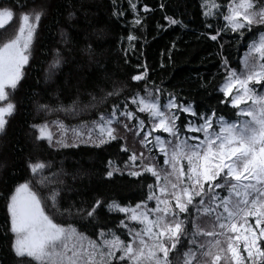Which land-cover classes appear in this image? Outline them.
<instances>
[{
  "label": "trees",
  "instance_id": "trees-1",
  "mask_svg": "<svg viewBox=\"0 0 264 264\" xmlns=\"http://www.w3.org/2000/svg\"><path fill=\"white\" fill-rule=\"evenodd\" d=\"M215 3L219 7L205 15L210 0H0V9L14 13L12 21L0 28V46L15 38L22 13H42L25 53L28 62L21 68V79L15 89L5 87L8 99L0 102L15 105L14 114L0 132V264H37L30 257H18L13 249L15 234L8 204L20 184L31 183L57 224L75 228L87 240L112 233L125 242L129 241V227L121 221L128 226L132 222L124 213L109 208L110 203L134 206L145 202L152 190L149 185L155 184L152 173L134 176L127 171L130 133L99 146L57 147L47 139H38L34 126L54 119L65 124L94 121L113 107L127 104L135 94L157 97L162 103L175 97L177 103H190L200 116L215 112L237 119L238 109L224 97L221 86L229 72L240 69L244 53L264 32V25L238 32L226 29L224 17L231 0ZM167 18L179 23L171 24ZM217 32L220 35L212 40ZM56 61L59 63L53 66ZM145 71L144 79H132ZM254 86L263 91L264 86ZM189 116L179 112L177 126L182 128ZM37 162L47 167L34 175L29 166ZM116 168L119 171H113ZM109 171L112 176L107 175ZM44 177H48L47 183H38ZM53 191L58 192L55 208L49 199ZM217 191L227 195V189ZM98 200L102 204L89 217L87 213ZM195 209L190 206L187 213L179 215L187 235L170 253L171 264H184L189 248L198 253L195 264H211V257L199 255L197 245L205 244L207 251L214 239L200 235L197 245H190L189 240L194 231L219 229L214 215L197 218ZM215 239L222 241L225 251L213 248V255L226 254L229 259L219 264H229L226 238ZM112 264L129 261L116 255Z\"/></svg>",
  "mask_w": 264,
  "mask_h": 264
},
{
  "label": "snow or ice",
  "instance_id": "snow-or-ice-1",
  "mask_svg": "<svg viewBox=\"0 0 264 264\" xmlns=\"http://www.w3.org/2000/svg\"><path fill=\"white\" fill-rule=\"evenodd\" d=\"M206 7L209 5L206 4ZM218 7L215 0H210L209 11H206L205 15H212V10ZM254 7L253 0H239V3L231 0L229 14L224 17L227 22L226 29L238 32L254 24L264 25V8L257 12L253 10ZM41 15L39 12L22 13L17 35L0 46V101L8 99L5 86L15 89L21 79V68L28 62L25 53L31 46ZM5 17L11 22L14 18L13 11L0 9V28L5 26ZM167 19L171 24L179 23L174 19ZM135 23L139 24L140 20L137 19ZM219 35L217 32L211 39L216 40ZM129 39L133 40L135 37L130 36ZM257 55L260 62L254 67L258 66V71H249L246 77L231 71L221 88L225 98L231 97L232 107L238 109L236 121L217 117L213 112L212 115L200 117L202 122L199 124L190 122L186 125V131L202 133L203 138L199 135L182 137L177 126L178 116L172 110L195 116L191 105H178L175 97H171L164 105H161L158 98L148 99L139 95L133 97L131 103L138 105L139 112H150L151 116L158 120V123L153 124L152 131L161 129L174 137L175 141H165L159 135L154 137L155 145L164 154L165 165L171 169L163 177L161 171L164 170L158 169L154 164L143 163V153L140 157L135 154L129 157L133 165L140 159L142 167V171H130L129 175L140 176L149 172L157 181L156 186L149 185L153 191L147 198L148 201H156L155 208H148L147 202H141L134 208L120 206L115 201L109 205L112 210L129 214V220L139 221L143 225L139 230L129 229V235L132 237L129 242L125 243L112 234L111 240L103 239L99 243L88 240L85 245L83 242L88 238L71 226L65 228L54 222V217L46 213V205L40 196L32 190L31 183H24L17 187L8 204L11 231L16 237L13 243L15 254L18 257H30L37 264H112L118 249L122 253L119 260L127 259L129 264H171L170 253L177 249L182 238L187 235L185 221L179 219V215L187 213L192 206L196 208L197 218L201 215H214L219 229L207 232L200 229L193 232L192 239L189 240L190 245H197L196 238L200 235L214 239V243H208L207 251H204L205 244L197 245L199 255L211 257V264H219L222 259L228 260L226 254L213 255L212 252L213 248H218L221 253L225 251L221 247L222 241L215 239L217 236H224L227 241V253L231 254L229 264H245L246 260H251L252 264H264V249L260 246V242L264 240V95L251 86L253 83L264 86V34L250 45L244 61L246 69L249 58ZM58 63L59 61H56L53 66ZM146 75L145 71L132 79L139 81ZM127 107L125 104V108ZM162 107L168 110L167 114L161 110ZM14 112L15 105L11 102L0 107V132L4 131L8 118ZM118 112V107H115L112 116H101L99 121H94L93 127L87 128L89 140L99 146L117 139L116 129L112 125L119 122ZM119 116L132 120L135 114L124 111L119 112ZM34 127L39 129L38 139H48L50 142L53 140V133L48 130L47 124ZM59 127L61 139L56 143L70 146L64 143L63 137L69 129L62 123ZM137 127L143 129L144 121L139 120ZM70 131L76 138L83 135L81 129L74 128ZM96 132L97 139L93 140V134ZM137 135H140V132H137ZM151 135L152 132H144L141 144L145 147L152 144L153 141L149 139ZM181 161L187 162L186 170ZM29 167L36 175L42 173L47 165L37 162ZM113 171H109L107 175L112 176ZM162 180L165 182L163 186ZM221 180L222 183L218 182ZM47 181L48 177H44L38 183L46 184ZM155 187L159 188L161 195L156 194ZM220 189H227V195L217 191ZM165 194L175 201L174 206L169 199H162ZM57 196L58 192L53 191L49 197L54 208ZM196 198H199L198 204L194 203ZM101 204L98 200L87 215L93 216L96 207ZM152 216L155 219H150ZM249 217L255 218V228L247 223ZM241 220L244 222L238 223ZM121 224L129 227L125 221H121ZM103 235L102 233L101 236ZM145 237L148 239L145 240ZM241 240L247 257L241 254L238 247ZM184 256V264H195L198 253L189 248Z\"/></svg>",
  "mask_w": 264,
  "mask_h": 264
},
{
  "label": "rangeland",
  "instance_id": "rangeland-1",
  "mask_svg": "<svg viewBox=\"0 0 264 264\" xmlns=\"http://www.w3.org/2000/svg\"><path fill=\"white\" fill-rule=\"evenodd\" d=\"M236 2L239 3V0H236ZM253 3L255 5V7L253 9L254 11H257L258 12V11H260V9L264 8V0H253ZM228 10H229V7H228ZM228 14L229 13H227V15ZM7 22H8L7 21V18L5 17V24ZM256 25H261V24H254V26H256ZM17 33H16V35H17ZM261 34H264V32L258 34V37L254 41H258L259 38H260V36H261ZM253 42H251L250 45H252ZM249 48L244 53V55L242 57L240 69L236 72L238 75L239 74H243V77H246L248 75V72L249 71H252V70L258 71L259 70L258 66L257 67H254V66L258 65V63L260 62L258 55L257 56L250 57L249 60H248V69L245 68L244 61H245V57L249 53ZM224 83H225V81H224ZM223 84H222V86H223ZM254 85H256V84L253 83L251 86L253 88H255V90L257 91L258 90V87H255ZM222 86H221V88H222ZM257 92L259 94H261V95H264V88H263V91L262 92L261 91H257ZM137 95L142 96L140 94H135L133 97H136ZM133 97H131L129 99V102L127 103V105H128L127 108H125V105L122 104L120 107H118V109H119V112H124V111L133 112L135 114V117L132 120H129V119H127V117L119 116V112H118L117 113V116H118L119 122L118 123H114L112 126L116 129V133H115L116 135H119V134L122 135V134H124V136L127 137V133L132 134V138L134 140L131 139V138H128V143H129L130 146H132L131 147V150H130L131 152H130L129 157L132 156L133 154H135L137 157H140L141 156V153H143V157H144L143 158V163L145 165L154 164V165H156V167L158 169L164 170V171H161V176L163 177L166 174V172H170L171 169L169 168L168 165H165V163H164V159H165L164 154H162L160 152L159 148L155 145L154 137L157 136V135H159L163 140H165V141H173V142L175 141V138L172 137L171 135H169L168 133L163 132L161 129H157L155 131H152L153 124L154 123H158V120H156L155 118H153L151 116L150 112H139L138 111V105L131 103ZM142 97H146V96H142ZM146 98L152 99V98H149V97H146ZM228 98H229V100L231 102V97H228ZM169 99L170 98H166V100L163 103L160 102L161 105L167 104V102H168ZM159 101H160V99H159ZM6 104L7 103L0 104V107L6 106ZM177 104L178 105H185V106L191 105L190 103H188V104L177 103ZM249 105H250V102H249ZM114 108L115 107H113L108 114L99 115L98 118L95 119L94 121H99V119H100L101 116H105V117L112 116V113H113V109ZM192 109H193V107H192ZM161 110L162 111H165L166 114L168 113V110L167 109H164L163 107L161 108ZM172 111L175 112V114L177 116H179V112H183V111H179V110H176V109H174ZM193 111H194V109H193ZM183 113H185V112H183ZM185 114H189V113H185ZM189 115H191V114H189ZM210 115H212V114H210ZM202 116H204V115H202ZM202 116H200L198 114H196L195 116H193V115L189 116L187 118V122L184 124V126L182 128L181 127H178L180 129L181 136L182 137H185V136H197V135H199V136H201V138H203L202 133H194V132H188V131H186V125H188L190 122H195L197 124L201 123L202 121L199 118L202 117ZM217 117H223L225 120H228V121H236L237 120V119H235V120H229V119L225 118L224 116H217ZM127 120H128L129 123H127ZM139 120H143L144 121V128L143 129H140L139 127H137ZM94 121H90V122L89 121H85V122L84 121H81L78 124H68V123L65 124L60 119H54V120L46 121V123H44L43 125L47 124L48 125V130L53 133V140L51 142L48 139L47 140L49 141V143H51V144H53V145H55L57 147H63L60 144L56 143V141H58V140L61 139V128L59 127V124L60 123H62L67 129H69V131H67L66 133L63 134L64 143L65 144L73 145V144L83 143V144H89V145H96V143H93L92 141L89 140V137H88V134H87V128L93 127V122ZM124 125H127L128 127L125 128ZM74 128L81 129L83 131V135L81 137H79V138H76L74 136V134L70 131L71 129H74ZM121 131H123V132H121ZM137 132H140V135H137ZM144 132H152V135L149 137V139L152 140L153 143L147 145V147H145V145L141 144V141L144 139ZM37 135H40L39 129H38V134ZM97 136H98V132L94 133L93 134V140H96L97 139ZM97 143H98V140H97ZM190 143H195V141H190ZM149 149H151V151H149ZM154 160H155V162H154ZM181 163H183L185 165V170H186L187 162L186 161H181ZM126 165H127V168H128L127 169L128 172H130V171H142L141 160L140 159H137L135 161V164L133 165V162L130 161L129 158H128V161H127ZM164 183L165 182L162 180L161 181V186H163ZM156 184H157V181H156V178H155V184H154V186H156ZM151 191H153V189ZM15 192H16V190H15ZM15 192L13 193V195L15 194ZM155 192H156L157 195H161V193L159 192V188L158 187H155ZM170 192H171V188L169 186V193ZM162 199H169L171 201V203L173 204V206L175 204V201L171 199V196L170 195L165 194V195L162 196ZM145 202H147V206L150 209L156 207V201L155 200L148 201V199H147ZM194 202H197V204H198L199 203V198H196V200ZM120 206H123V207H133L134 208L136 205H134V206L120 205ZM220 210L222 211V209H220ZM195 211H196V209H195ZM122 213H124V212H122ZM124 214L126 215V217H127V215H129V214H126V213H124ZM10 219H11V217H10ZM150 219H155V217L152 216V217H150ZM169 219H171V218H169ZM129 221L132 222V224L129 225V228L127 229V234L129 236V241H130L132 239V237L129 235V229L139 230L140 228L143 227V225L141 223H139V221H131V220H129ZM243 222L244 221L241 220L238 223H243ZM247 223L249 225H251L252 227L255 228V218L249 217ZM67 227H69V226H65V228H67ZM157 231H158V229H157ZM258 231L259 230L257 229V232ZM242 233H243V229L241 230V234ZM103 234H104L103 236L100 235V237L98 239L92 240V241H97L99 243L103 239H109V240L112 239V233H103ZM15 239H16V237H15ZM147 239L148 238L145 237V240H147ZM129 241H127V242H129ZM127 242H125V243H127ZM83 243L85 245H87L88 240H85ZM149 243H151V241H149ZM169 246H170V244H169ZM260 246H261L262 249H264V240H262L260 242ZM239 248L241 250V254L244 257H247V253L243 251V240L240 241V247ZM116 255L117 256H120V255H122V253L117 249L116 250ZM183 261H185V258H184Z\"/></svg>",
  "mask_w": 264,
  "mask_h": 264
}]
</instances>
